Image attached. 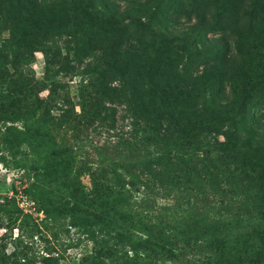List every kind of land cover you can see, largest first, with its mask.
Listing matches in <instances>:
<instances>
[{"label":"trees","instance_id":"obj_1","mask_svg":"<svg viewBox=\"0 0 264 264\" xmlns=\"http://www.w3.org/2000/svg\"><path fill=\"white\" fill-rule=\"evenodd\" d=\"M173 1V19L165 14L159 21L157 15L163 12L153 9L150 16L161 31L143 39L146 25L131 20L130 26L120 27L115 21L118 15L108 9V0L51 4L0 0V27H13L21 20V27L30 31L25 38L9 35L0 46V70L6 75L0 72V83L5 81L3 77L9 84V89L0 88V94L23 95V86L16 90L12 76L23 77L20 66L28 63L33 52L48 50L52 57L59 56L54 44L43 41L62 37L65 50L76 62L85 57L87 78L79 88V113L74 117L85 123L100 109L113 113L105 106L118 103L129 113L138 134L134 146L121 150L129 169L127 182L118 173L77 162L72 149L58 143L30 164V194L46 196L61 190L65 201L76 199L74 212L81 213V206L88 208L81 216L92 225L98 224L93 223L98 214L92 205L98 196H104L100 226L106 229L113 225L103 221L118 214L119 231L112 236L129 252L110 264H264V124L260 122L264 116L256 111L258 105H264V98L250 95L254 85L257 88L264 82V56L259 57L253 72L245 59L243 62L245 33L238 19L224 20L222 11L207 20L196 0L185 5ZM229 1L225 0L224 6L230 7ZM248 3L249 13L257 20L252 26L253 38L260 45L264 43V0ZM188 13L194 14L193 23L188 22ZM179 15L188 22L184 29L200 40L199 48L193 51L185 48L182 34L169 30L177 26ZM211 33L232 38V51L220 40L209 42L206 36ZM112 35L118 42L111 41ZM203 42H209V50H203ZM88 50L92 52L86 54ZM192 59L203 66L198 69ZM45 63L50 65L51 61ZM246 76L248 90L237 87V80ZM260 89L264 92V87ZM29 95L18 100L24 103V112L19 118L22 131L15 133L25 137L35 151L40 144L39 129L33 125H39L40 114L47 113L50 121L58 123L66 122L67 116H50L47 102L34 97L30 100ZM35 152L39 156L40 152ZM83 171L89 177L88 190L78 188L77 178ZM131 188L143 196L135 204L124 199ZM174 188L183 194L181 208L175 206L164 219L146 211V195ZM8 203L10 200L3 197L0 207L13 209L14 204ZM53 210V206L49 208ZM140 227L148 232L143 238L132 234ZM0 264H25V259L13 251L0 257ZM92 264L105 263L94 259Z\"/></svg>","mask_w":264,"mask_h":264},{"label":"rangeland","instance_id":"obj_2","mask_svg":"<svg viewBox=\"0 0 264 264\" xmlns=\"http://www.w3.org/2000/svg\"><path fill=\"white\" fill-rule=\"evenodd\" d=\"M38 1L42 4H51L60 0ZM108 1V9L118 15L115 21L120 27L130 26L131 20H139L146 25L147 28L143 30L141 36L143 39H147L156 32L161 31L156 21L150 16L153 9L163 12L161 15H157V18H160L159 21H163L165 14L169 20H172V17L176 15L171 11L173 0ZM180 1L184 5L189 3L188 0ZM224 1L196 0V4L202 6L207 20H210L216 12L223 11L224 20L235 17L238 19L239 25L244 26L245 39L242 42L244 49L242 52L245 55L242 58L243 62L245 59L254 72L259 57L263 58L264 56V43L258 45L253 38L255 31L252 26L257 20L254 18L253 12L249 13L248 0H228L230 7L224 6ZM231 7L233 8L232 11L225 14V10ZM130 10H133V12H130ZM184 12H186L184 14L187 17L188 10L185 7ZM188 14V22L193 23L194 14ZM185 16L179 15L175 20L177 26L169 30L178 31L179 35L182 34L185 38V48L193 51V49L199 48L200 40L198 36L190 34L184 29V26L188 25ZM12 34L25 38V35H30V31L25 27H21V20L13 24V27L8 24L1 26L0 46L4 45L6 39ZM206 38L209 42L220 40L229 45V49L232 51V38L227 36L223 38L218 33L208 34ZM111 41L118 42V37L113 36ZM209 42L206 45L203 42V50L210 49ZM43 43L54 44L57 48L56 54L59 56L52 57L48 50H44L45 53L42 51L33 52L28 57V63L20 66V73L26 79L24 80L23 77L18 79L15 76H12L11 79V82L15 83L16 90L23 86V95L10 97L6 96V93L0 94V203L5 197L10 200L8 204H14L13 209L11 206L0 207V257L15 251L16 255H23L25 264H92L94 259L102 260L105 264L117 262L121 254L128 251V248L120 245L112 236L113 232L119 231L120 216L118 214L113 216L110 221L106 219L103 221V223L107 222V224L113 225L106 227V229L100 226V222L103 220L105 197L98 196L92 205L94 214H98L97 220L93 222L98 224L92 225V221L81 216V213L88 211V208L81 206V213L74 212L76 199L69 198L65 201L61 190L52 191L50 195L46 196H40L36 193L35 195L30 194L32 189L29 185L32 182V173L29 166L33 161L41 159L45 151L55 148L58 143H64L67 148L72 149L71 152H74L77 162H84L90 167H102L106 172L118 173L122 180L127 182L128 175L126 171L129 169L126 168L127 159H125V154L121 150L129 145L134 146L137 141L138 134L135 123H133L129 113L122 111V106L114 102L109 105L104 103L103 105H106L105 108L113 109V113L107 109H100L98 115L88 117L85 123L75 118L74 116L79 113L77 106L79 88L87 78L83 62L85 57L81 63L76 62L71 54L65 50L66 43H64L62 37L46 38ZM38 49H41V47L39 46ZM50 51L52 52V50ZM91 52L92 50H88L86 54ZM45 60L51 61V64L46 65ZM191 62L198 69L203 66V62L199 60L192 59ZM1 73L5 75V72L2 71ZM8 73L10 74V71ZM4 79L5 81L0 83V88L9 89L8 79L2 77V80ZM246 80L247 76L238 79L236 82L237 87H244L245 90H248L244 85L247 83ZM253 87L254 91L250 92V95H254L253 99L264 98V92L260 89L264 87V82L257 88L255 85ZM28 95L30 100L33 97L44 99L48 104L50 116L54 118H61L63 114L67 116L66 122L62 120L64 123H58L59 121H50L45 116L47 113L40 114L38 112L40 114L39 125L35 124L33 126L39 129L38 141L40 144L39 147H35V151L40 152L39 156L38 153L28 147L24 140L25 137L21 138L15 133L16 131H22V121L19 118L24 112V103H20L18 100ZM256 111L264 116V105H258ZM260 122L264 124V118ZM70 125L73 128H70ZM65 126L68 128H63ZM62 129L65 132H61ZM130 172L133 173L132 170ZM77 179L80 190L90 188L89 177L85 171ZM127 189L129 188L127 187ZM133 190L134 188H131L124 195L125 201L129 204H135L139 198L143 197L139 190L137 192ZM182 197L183 194H179L175 188L164 193L154 195L150 193L145 197L148 206L146 211L150 215H159L158 219H164L167 212L169 213L175 206L178 209L182 207ZM52 206L54 207L53 213L49 211ZM151 211H153L152 214ZM9 217H11L10 222H8ZM120 231L124 232V230ZM132 231L133 235L140 238L148 234L141 227L138 232L136 230ZM165 259L167 260V258ZM19 262H22V260L19 259ZM180 262L162 261L158 264H179Z\"/></svg>","mask_w":264,"mask_h":264}]
</instances>
